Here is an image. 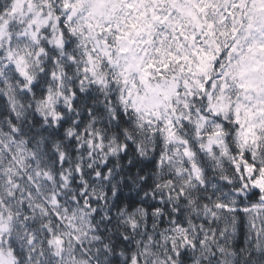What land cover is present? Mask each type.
<instances>
[{"label": "snow or ice", "instance_id": "1", "mask_svg": "<svg viewBox=\"0 0 264 264\" xmlns=\"http://www.w3.org/2000/svg\"><path fill=\"white\" fill-rule=\"evenodd\" d=\"M0 264H264V0H0Z\"/></svg>", "mask_w": 264, "mask_h": 264}]
</instances>
